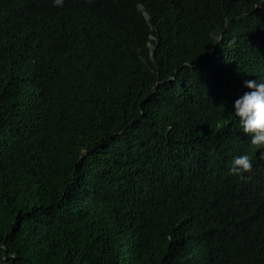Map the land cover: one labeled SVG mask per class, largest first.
Wrapping results in <instances>:
<instances>
[{"label":"trees","instance_id":"16d2710c","mask_svg":"<svg viewBox=\"0 0 264 264\" xmlns=\"http://www.w3.org/2000/svg\"><path fill=\"white\" fill-rule=\"evenodd\" d=\"M259 78L264 0H0V264H264Z\"/></svg>","mask_w":264,"mask_h":264},{"label":"clouds","instance_id":"9594fccd","mask_svg":"<svg viewBox=\"0 0 264 264\" xmlns=\"http://www.w3.org/2000/svg\"><path fill=\"white\" fill-rule=\"evenodd\" d=\"M55 6H62L63 0H53ZM209 37L219 43L222 34L213 30ZM243 87L247 89L233 103L232 114L239 119L240 127L250 138V143L256 147H264V78L246 79ZM253 167L249 155H239L233 158L231 172L243 176Z\"/></svg>","mask_w":264,"mask_h":264}]
</instances>
